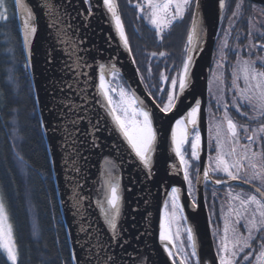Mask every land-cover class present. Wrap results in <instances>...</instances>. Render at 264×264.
Masks as SVG:
<instances>
[{"label": "snow or ice", "instance_id": "6c2138e0", "mask_svg": "<svg viewBox=\"0 0 264 264\" xmlns=\"http://www.w3.org/2000/svg\"><path fill=\"white\" fill-rule=\"evenodd\" d=\"M82 3L86 8L83 10L77 8L74 12L70 11L74 7L73 0H38L35 6L41 8V13L48 22L53 43L57 46L56 50L64 57L61 64V78L54 82L61 95L54 96L55 104L51 109L57 120L52 126V131L59 135V155L63 161L67 180V194L66 196L62 194L61 204L77 221L76 227L85 240V243L80 245L84 253L83 264H128V260L132 257L128 256L126 251L128 240L121 226L125 189L122 184L123 159L119 156L118 145H112V150L117 154L115 157L105 155L102 158L96 183L89 191H85L88 184L86 173L89 158L85 152L91 153L103 146L99 133L107 129L106 117L99 114L96 106L107 109L106 115L111 117L112 123L129 150L130 157L143 171L147 180L153 178L154 154L158 149L160 132L155 125V115L149 110L145 100L135 89L126 86L121 69L117 66L118 62L109 58L106 62L96 63L94 57L89 59L92 49L87 45V40L80 35V26L74 23L83 18L81 22L86 26L94 14V9L99 6L106 16L110 17L108 22L114 26L123 47L132 55V47L117 0H82ZM128 3L137 9L138 20H147L153 26L160 40L164 39L163 34L174 23L182 21L186 15L191 17V28L187 33L184 47L185 54L178 71L175 66L165 67L169 73L176 71L175 75H165L162 71L159 86L155 83H146V80L150 81L152 76L151 59L166 58L168 54L164 51L147 54L146 58L149 60L145 69L148 73L147 77L141 73L138 66L135 69L147 96L152 99L159 112L167 116L179 111L181 98L185 96L186 90L192 83V71L196 62L194 53L202 51L203 45L207 42V29L200 20L202 0H136L134 4L133 0H128ZM218 4L223 14L225 0H218ZM14 5L22 20V49L26 54L23 69L27 72L31 67L30 45L38 31L37 17L35 8L26 0H14ZM236 7L239 10L241 5L237 4ZM8 11L6 0H0V21L6 22L9 19ZM232 15L233 18H240L238 11H234ZM234 27L235 25L230 24L225 30L224 39L218 46L217 71H213V80L210 81V106L214 102L216 112L223 110V114L217 119L216 114L213 113V122L207 125L208 163L201 173L199 161L203 151L200 131L202 101L195 98L187 110L175 118L170 125L169 151L174 153L179 164L170 163L168 167L176 168L178 173L182 172L183 181L187 185V196L191 200L193 209L198 206L197 188L193 184L190 171L193 161L197 162L196 184L212 180V174L220 173L222 176L212 181L216 185L240 181L251 186L250 191L240 192H234L233 187L229 186L227 211L225 204L222 203L220 206L223 235L220 234L219 224L212 235L216 244L218 264H264V56L256 55L257 52H264V42H252L253 33L250 29L249 44L244 49H229L228 37ZM255 35L259 41H264V32ZM242 51L246 55H242ZM229 52L235 54L236 61L231 65L230 82L226 84L227 78L223 69ZM48 63H52L50 53ZM132 63L137 64L134 55H132ZM93 71L96 73L95 79L92 75ZM10 82L15 83L11 76ZM213 83L217 84V92H212ZM37 102L38 96L33 98V103ZM233 109L249 123L239 124L235 121L230 115ZM5 110L12 116L10 126L15 139H21L17 119L20 113L19 101L9 99L0 92V114ZM31 118H36L35 111L31 114ZM253 123L256 126H252ZM40 125L42 134L47 135L49 125L43 120L40 121ZM8 126L6 123L5 127ZM189 150L190 158H187ZM14 159L21 174L19 183L25 185V202L29 206V212L32 213L33 188L29 170L31 166L19 152L14 153ZM50 163L55 164V159ZM8 171L5 169L6 173ZM46 171L47 175H44L36 170V175L41 181V192L45 197L49 192L43 184L45 181L50 182L52 175L51 169ZM16 183L14 176H8L7 180L0 177V256L5 258L4 264H19V246L10 212L12 197L18 196L19 193L18 189L11 192L8 190L10 185ZM127 190L131 191V189ZM181 192L182 189L177 186H171L165 192L159 240L172 264H177V255L180 256L179 264H207L199 254L195 230L184 215ZM52 195L53 200L49 203L55 210L54 189ZM212 196L215 201L216 192H213ZM205 200H207L206 194ZM93 208L98 210L99 218L104 225L103 232L95 231L97 226L90 219V210ZM53 219L56 217L53 216ZM59 223L57 220V224ZM213 223V218L210 216V227ZM60 227L63 225L60 224ZM32 230L33 236L38 235L40 231L38 214H34ZM181 232L186 234L187 247L190 251L185 250L183 242L179 246L175 243ZM104 233L107 234L106 239ZM117 249L124 255L121 256ZM70 258L72 264H81L75 248L71 249ZM133 264H135L134 260Z\"/></svg>", "mask_w": 264, "mask_h": 264}, {"label": "water", "instance_id": "95a60500", "mask_svg": "<svg viewBox=\"0 0 264 264\" xmlns=\"http://www.w3.org/2000/svg\"><path fill=\"white\" fill-rule=\"evenodd\" d=\"M251 1L264 4V0ZM26 2L35 8V15L38 23V31L30 45L31 67L28 69V72L31 78L34 96H38L36 105L40 121L43 120L45 124L49 125L47 135L43 136L47 144L50 161L53 159L56 161L55 164H51V167L69 246L70 249H76L77 257L81 259V264H83L84 253L80 245H83L85 240L81 237L76 227L77 221L73 219L69 210L61 204L62 194L65 196L67 194V180L65 179L63 170V161L60 159L59 155V135L52 131V126L57 122L55 113L51 110L55 104L54 96L59 97L61 95L54 82L61 78V64L64 57L60 51L56 50L57 46L53 43L48 22L41 13V8L35 7L38 0H26ZM73 5L74 7L70 9V11L73 12L77 8L80 10L86 8L82 0H73ZM17 16L22 38V20L19 18L18 12ZM220 17L221 10L218 0H202L200 20L207 29V42L203 45L202 51L194 53L196 62L192 71V83L186 90L185 96L181 98L179 111H174L167 116L160 113L155 107V104H153L152 99L147 96L144 85L140 83L139 76L135 72L136 65L132 63V55L123 47L114 30V26L108 22L110 17L106 16L103 9L97 6L86 26L81 22L83 18L74 21V23L81 28L80 35L87 40V45L92 49L89 59L91 60V58L94 57L95 62L100 63L106 62L111 58L114 62H118L117 66L121 69V74L126 85L135 89L137 94L145 100L149 110L155 115V125L159 128L160 132L158 149L154 154L153 178L147 180L144 178L143 171L140 170L136 162L130 157L128 148L109 116L106 115L103 109L96 106V110L99 114L106 117L107 129L99 133L103 146L91 153L85 152V155L89 157L87 163L88 172L86 173L88 176V184L85 187V191H89L92 185L96 183L102 158L105 155L115 157L117 154L112 150V145H118L120 147L119 156L123 159L122 184L125 189L124 216L122 217L121 226L125 230V237L128 240L126 251L128 256L132 257L131 260H128V264H133V260L135 264H172V261L162 249L158 240L162 204L166 198L165 192L170 188L172 180H174L177 187L182 189L181 202L184 204V215L187 216L189 223L195 230L200 256L207 264H218L205 202V183H195L198 206L193 209L191 200L187 196V185L183 181L182 172L178 173L177 170H175L168 173L167 163L170 161L179 164L178 159L169 151L170 141L168 137L170 125L175 118L187 110L188 106L194 102L195 98H199L202 101L200 131L202 135L203 151L200 154L199 161L201 173L208 162L207 85ZM49 53L52 57V63H48ZM92 75L95 79V71L92 72ZM213 180L214 178L207 182L213 186H221L214 184L212 182ZM233 184L242 183L240 181H229L228 184L222 185ZM245 186L251 188L250 185ZM127 189H131V191ZM133 209H135V211H133ZM90 212V219H92L93 223L97 226L95 231L103 232L104 225L99 218L98 210L93 208ZM78 237L81 238L77 240ZM104 238H107L106 233H104ZM117 252L121 256L124 255L119 249H117ZM176 257L179 264L180 259L178 256ZM125 259H127V257H125Z\"/></svg>", "mask_w": 264, "mask_h": 264}, {"label": "trees", "instance_id": "16d2710c", "mask_svg": "<svg viewBox=\"0 0 264 264\" xmlns=\"http://www.w3.org/2000/svg\"><path fill=\"white\" fill-rule=\"evenodd\" d=\"M226 1V8L230 12L234 0ZM135 2L136 0H133V4ZM6 3L9 8V19L6 22L0 21V92L9 99L19 101L20 113L17 119L21 139H15L10 126L12 116L8 115L5 110L3 114H0V177L7 180L8 176H14L17 180V183L10 185L8 190L11 192L18 189L19 193L18 196L12 197L10 208L11 220L19 246V264H72L71 249L58 201L47 144L42 134L37 105L33 103L35 96L31 78L28 70L25 72L23 69L26 58L22 49L21 32L14 0H6ZM117 3L130 40L132 55L135 56L136 66L141 69V73L145 77L148 76L145 71L149 64V60L146 58L148 53L164 51L168 54L166 58L151 59L152 76L150 81L146 80V83H155L159 86L161 83L160 73L164 71L165 75H175L182 63L187 33L190 29V15L188 22H184L183 19L174 23L163 34L164 39L160 40L156 36L153 26L144 19H137L138 11L128 3V0H117ZM166 65L168 68L175 66L176 71L169 73L165 70ZM10 76L15 80V83L10 82ZM164 86L167 87V85ZM164 99L166 100V95ZM33 111L36 113L35 119L31 118ZM230 115L234 120L238 119V114L234 109L230 111ZM6 123L9 125L8 127H5ZM15 152H19L31 166L29 170L32 175L31 187L33 188L32 213L29 212V206L25 202V185L19 183L21 174L14 159ZM5 169L9 171L6 173ZM46 169H51L52 172L51 181H45L43 184V187L49 192L47 197L41 192V181L36 175V170L47 175ZM224 186L205 187L206 202L210 206L214 230L219 224L217 210L219 202L218 196L214 201L212 193ZM52 189L55 190V210L49 203L53 200ZM214 203L215 208H213ZM34 214H38L40 228L36 236H33L32 230ZM53 216L56 219H53ZM57 220H59V224H57ZM60 224L63 227H60ZM4 259L0 256V264H4Z\"/></svg>", "mask_w": 264, "mask_h": 264}, {"label": "rangeland", "instance_id": "374dc122", "mask_svg": "<svg viewBox=\"0 0 264 264\" xmlns=\"http://www.w3.org/2000/svg\"><path fill=\"white\" fill-rule=\"evenodd\" d=\"M238 11V10H236ZM261 11H263V6L261 5H256L254 4L253 5V13H255V18H254V23L257 22V16L256 15H259L260 17H262V14H261ZM230 17L228 16V23H227V27L229 26V24H232L233 23V15L232 13L229 14ZM189 15H186L185 18H184V22H188L189 20ZM261 22L264 23V18H259ZM147 21V20H146ZM148 22V21H147ZM149 23V22H148ZM149 25H151L149 23ZM152 26V25H151ZM224 35H225V29L222 27L221 23H219V27H218V31H217V37H216V41H215V47H214V52H213V60H212V63H211V67H210V71H209V76H208V85H207V92H208V98L211 100V94L209 92V87H210V81L213 80V76H212V73L213 71H217L216 69V60L219 59L218 55H217V52H218V46L219 44L222 42V40L224 39ZM245 43V42H244ZM249 44V40H247V42L245 43L244 47L246 45ZM243 45V43L239 44V43H234L233 46H232V49H235V48H240L239 46ZM256 55H262L264 56L263 53L259 54L258 52L256 53ZM255 58V56L253 57ZM236 61V57L235 59L232 58V60H229L227 61V63L225 62V69H223L224 73H225V77L227 78L225 83H229L230 82V72H231V65L234 64ZM127 86V85H126ZM211 88H212V92H217V84L216 83H213L211 85ZM218 94V93H217ZM209 104H210V101H209ZM213 104V102L211 103ZM213 113L216 114V118L219 119L222 114H223V110L220 111V113H216L213 111V109L211 108L210 105H208V108H207V125L208 123L210 122H213ZM238 114V113H237ZM251 114V113H250ZM237 121L239 124H247V121L245 118L241 117L239 114H238V119L235 120ZM249 123V121H248ZM252 126H255L254 123ZM225 128H226V124H225ZM207 140H208V131H207ZM244 141H242L243 143ZM190 148V146H187ZM213 147H214V144H213ZM190 152V150H189ZM214 155V152L212 153ZM208 155H209V152H208ZM208 155H207V159H208ZM190 157V155H189ZM187 157V158H189ZM208 161V160H207ZM197 167V162L193 161L192 162V169L190 170L191 171V175H192V179H193V184L195 185V168ZM215 177H221L222 174L220 173H216V174H213ZM229 186H232L233 187V190L234 192H240V191H247L245 190L244 187L242 186H239V185H225L224 188L222 189H217L218 191L216 192V196H218V202H219V206H218V209H220V206L221 204H225V211H227V204H226V201H227V193L229 191ZM214 192V191H213ZM221 231H220V234L223 235V232H222V228H223V223H221ZM243 230V229H241ZM212 231L214 232V228L212 229ZM186 234H184L183 232H181V235L179 237V239H177L175 241V243L179 246L182 242L185 246V250L186 251H190V249H188L187 247V242H186ZM175 251V250H174ZM178 257L180 258V256L178 255Z\"/></svg>", "mask_w": 264, "mask_h": 264}, {"label": "flooded vegetation", "instance_id": "af4514ba", "mask_svg": "<svg viewBox=\"0 0 264 264\" xmlns=\"http://www.w3.org/2000/svg\"><path fill=\"white\" fill-rule=\"evenodd\" d=\"M227 2V1H226ZM237 4H240L241 5V8L238 10V13H239V19H236L234 18L233 19V25H235L234 29L231 31V35L228 37V43H229V49H232V46L234 43H243V45L239 46L240 49H244V45L245 43L247 42V40H249L248 38V33H249V30L251 29L252 33H253V36H252V42L254 43H257V42H264V41H259L256 37V33L258 32H264V23L260 21L259 18H264V5L263 4H259V3H255L251 0H234L233 4L231 5V10L230 12L228 11V9L226 8L225 6V10L223 12V18L221 19L220 23L222 25V27L227 30L229 28V26L227 27V23H228V18L226 17H230V13L233 14L234 11L237 10V7L236 5ZM256 4V5H261L263 6V11H261V14H262V17H260L259 15H256L257 16V22L254 23V18H255V13H253V5ZM227 5V3H226ZM230 25V24H229ZM237 36H239V40H237ZM245 42V43H244ZM227 51V50H226ZM259 54L263 53L264 52H258ZM242 55H246L245 52H241ZM235 54L232 53V52H229L228 53V60H232V58L235 59ZM226 61V63H227ZM209 101L210 99L208 98V101H207V108H208V105L209 104ZM211 108L213 109L214 112H216V107H215V103L213 102V104H211ZM217 113V112H216ZM220 113V112H219ZM256 126V125H255ZM206 188H208V186H210L209 184H206ZM236 185H239V186H242L245 188V190L247 191H250L251 188L250 187H247L245 185H242V184H236ZM206 188H205V194H206ZM208 206V218L210 216H212L211 212H210V206L207 204ZM218 210V218H219V224L223 223V221L220 219V209H217ZM213 225L211 226V229ZM243 231V230H241ZM213 233V231H212ZM215 247H216V244H215ZM178 256V255H177ZM242 259V257H241ZM176 261H177V264H178V259L176 257Z\"/></svg>", "mask_w": 264, "mask_h": 264}, {"label": "bare ground", "instance_id": "6f19581e", "mask_svg": "<svg viewBox=\"0 0 264 264\" xmlns=\"http://www.w3.org/2000/svg\"><path fill=\"white\" fill-rule=\"evenodd\" d=\"M103 110L105 111V113H107V109H103ZM184 112H185V111H184ZM184 112H183V113H184ZM178 117H179V116H178ZM178 117H177V118H178ZM109 118L111 119L110 116H109ZM111 121H112V120H111ZM173 122H174V121H173ZM173 122H172V123H173ZM171 153H172V152H171ZM172 154H174V153H172ZM170 163H176V164H177V162H170V161H169V162L167 163V171H168V173H170L171 171L173 172V171L177 170L176 168H171V169H170V168L168 167V165H169ZM178 163H179V161H178ZM177 165H178V164H177ZM171 186H177V185L175 184L174 180L171 181V183H170V187H171ZM169 189H170V188H169ZM161 213H162V212H161ZM159 225H160V223H159ZM158 240H159V235H158ZM159 243H160V246L162 247V249L164 250L163 245L161 244L160 240H159ZM165 253H166V252H165Z\"/></svg>", "mask_w": 264, "mask_h": 264}]
</instances>
